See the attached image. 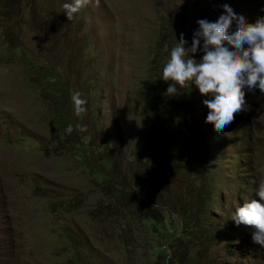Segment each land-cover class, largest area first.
<instances>
[{
  "label": "rangeland",
  "instance_id": "obj_1",
  "mask_svg": "<svg viewBox=\"0 0 264 264\" xmlns=\"http://www.w3.org/2000/svg\"><path fill=\"white\" fill-rule=\"evenodd\" d=\"M65 2L0 0V264H264L255 229L231 219L264 181V94L245 89L247 110L216 132L211 97L180 89L179 130L161 140L149 86L198 19L227 3L254 23L264 0H91L72 20ZM122 179L159 223L127 216Z\"/></svg>",
  "mask_w": 264,
  "mask_h": 264
},
{
  "label": "clouds",
  "instance_id": "obj_2",
  "mask_svg": "<svg viewBox=\"0 0 264 264\" xmlns=\"http://www.w3.org/2000/svg\"><path fill=\"white\" fill-rule=\"evenodd\" d=\"M91 0H70L62 7L69 20H72ZM97 6L99 0H95ZM223 13L217 21L198 19L199 28L193 33L191 47L181 33L179 41L170 51V59L163 67L164 81H171L167 87L170 97L180 94V89L198 88L208 109L206 124H211L216 132H222L234 122L235 115L246 111V92L259 89L264 94V16L249 23L243 14H237L225 3ZM235 22L237 28L231 34L230 26ZM202 42V43H201ZM202 51L200 60L194 58ZM179 85V89L177 88ZM83 92L75 91L72 102L79 116L86 112L87 100ZM75 128L69 123L65 132L71 134ZM256 195L259 199H249L243 206H237L232 212V220L237 226L243 224L255 229L254 242L264 247V181L257 184Z\"/></svg>",
  "mask_w": 264,
  "mask_h": 264
},
{
  "label": "trees",
  "instance_id": "obj_3",
  "mask_svg": "<svg viewBox=\"0 0 264 264\" xmlns=\"http://www.w3.org/2000/svg\"><path fill=\"white\" fill-rule=\"evenodd\" d=\"M161 82L163 83L164 80L161 79ZM162 83H160V87H161L160 89L154 87L151 84L149 85L151 90L150 98L157 107L156 112L151 111V115L153 116L150 122H151V126L154 128V133L158 135L160 139H161V133L163 134L164 138H166L165 135L168 134L169 131L173 133L179 130V126L173 124L174 123L173 119L176 113L175 111H177L178 115L179 112L173 104L174 100L171 101V99H169V95L166 94L167 92L166 88L168 83L164 82L165 84L163 85ZM160 95H162L163 98L166 100L165 102L163 101V98L159 97ZM146 134L148 135L149 132H147ZM161 140L158 141L156 149L157 148L161 149V147L165 146V143H163V141L161 142ZM145 144L147 149H152V150L153 148L155 149V147L151 146V143L148 139H146ZM114 189L117 193L116 199L118 201L124 204L129 203L132 209L133 207L135 208L133 212L127 213V216L128 214H130L131 216L135 215L137 216V219L140 221H155L157 223L160 222L161 219L160 211L157 208H153L150 205L146 204L144 202L145 199L140 200L139 204L131 201L132 194L134 193V196H136V192L141 189L138 183H136V185H133V183L129 185L128 179L127 180L122 179L120 180L119 185H116Z\"/></svg>",
  "mask_w": 264,
  "mask_h": 264
}]
</instances>
